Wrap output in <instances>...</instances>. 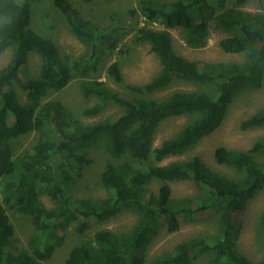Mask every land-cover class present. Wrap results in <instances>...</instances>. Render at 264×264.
<instances>
[{
  "label": "trees",
  "instance_id": "1",
  "mask_svg": "<svg viewBox=\"0 0 264 264\" xmlns=\"http://www.w3.org/2000/svg\"><path fill=\"white\" fill-rule=\"evenodd\" d=\"M33 1L0 0V54L12 49L10 60L0 67V264H51L64 241L58 230L66 232L73 225L81 234L91 221L105 222L123 211L138 215L130 229L100 228L70 248L60 264H192L204 254L202 264H264V254L251 260L238 245L243 229L239 214L264 190V136L246 150L215 147L213 160L233 173L212 168L197 154L159 164L189 151L217 129L237 93L263 85L264 0H258L257 11L241 7L252 0H138L137 7L128 10L133 20L127 26L102 25L84 17L71 0H52L85 47L74 58H62L56 43L32 26ZM139 14L161 27L139 26ZM211 25L225 33L219 40L222 51L240 53L242 60L199 63L174 51L171 28H180L188 47L199 48L206 44ZM129 33L133 43L150 45L160 69L144 84H127L124 93L95 74ZM31 52L40 56L37 76L26 73ZM106 75L121 83L119 60L107 65ZM73 78L80 79L82 96L97 99L81 114L93 116L109 103L121 108L119 114L83 124L59 100H44L50 90L63 88ZM175 78L201 86L150 96ZM14 85L25 92V100L19 99ZM175 116H186L187 122L154 146L161 122ZM262 125L264 106L241 119L238 127ZM30 131L39 132V138L29 151L16 155L14 143ZM93 146L112 159L100 173L106 195L78 197L73 185L91 161L86 152ZM186 180L198 193L174 196L170 182ZM153 181L158 183L155 192L150 188ZM41 194L53 205L46 206ZM8 211L29 216L26 247L14 244ZM199 214H210L217 224L214 237L187 238L171 250L147 255L161 229L174 232ZM261 222L264 225V211Z\"/></svg>",
  "mask_w": 264,
  "mask_h": 264
},
{
  "label": "rangeland",
  "instance_id": "2",
  "mask_svg": "<svg viewBox=\"0 0 264 264\" xmlns=\"http://www.w3.org/2000/svg\"><path fill=\"white\" fill-rule=\"evenodd\" d=\"M79 8L81 14L102 25L122 24L127 26L132 22L128 10L137 7L138 0H71ZM168 2L172 0H158ZM242 8L250 11L259 10L258 0H252L245 3ZM31 24L44 36L50 37L57 45L59 54L62 58H74L81 54L85 47L67 28L60 13L53 7L52 0H35L32 4ZM137 23L139 26L150 28H160L161 25L155 21H148L144 16L138 15ZM172 36V47L176 53L196 60L199 63L219 62V61H239L243 55L240 53H226L219 46V40L225 36L223 31L216 29L213 25L209 28V36L204 46L199 48L188 47L182 39L180 28L170 29ZM132 33L124 36L120 49L104 59L95 77L106 81L107 85L121 92L127 93V84H144L154 76L160 69V63L156 55L151 51L150 45L146 42L133 43ZM12 55V49L8 48L0 54V67L5 65ZM120 61V70L122 73L121 83H116L106 75L107 65L114 61ZM40 66V56L31 52L28 55L27 71L29 75L37 76ZM79 78L71 79L67 85L59 90H50L45 96V101L55 99L63 103L74 116L83 124H90L95 121L112 118L119 114L121 108L112 103L107 104L100 112L93 116L81 114V109L93 105L97 99L90 96L84 97L79 90ZM201 85L199 83L187 81L181 78H175L170 86L162 91L151 94V97H161L174 90H195ZM16 93L20 100H25V92L17 85H14ZM264 106V81L258 88H252L237 93L230 103L224 120L220 126L212 133L202 137L189 151L181 155H170L163 159L159 164L171 160L187 158L190 155H199L212 168L233 173L230 167L217 164L213 160V151L215 147L224 145L228 148L246 150L259 137L264 136V125L249 129H240L238 127L241 119L247 117L257 109ZM187 122L186 116H175L165 119L161 122L154 137V146L173 133H175L184 123ZM40 134L37 131H30L23 134L14 143L16 155L29 151L37 141ZM87 157L91 159L81 170V175L77 177L73 185L72 193L78 197H103L106 191L100 185V173L106 163L112 161L111 157L101 147H90L87 149ZM137 163V161H134ZM157 181L151 182V189L155 192ZM174 196L194 195L198 193L197 187L191 180L170 182ZM41 200L46 206L53 205V202L47 195L41 194ZM264 211V190L257 193L249 200L245 210L240 212L239 219L243 223V229L238 240L239 249L251 260L261 259L264 254V225L261 222V214ZM9 219L14 226V244L17 247H26L27 237L31 231L30 218L26 214H12L8 211ZM210 214H199L195 221L181 222L178 230L168 232L165 228L161 229L154 237L148 247L147 255L153 256L162 251L171 250L179 241L193 237H214L217 224L209 217ZM138 215L132 211H123L117 216L105 222L91 221L88 229L84 233H77L70 225L66 232L58 230V234L64 235L63 244L56 248L50 260L51 264H60L65 258L68 250L82 240L90 238L94 232L100 228H109L115 231H124L130 229L137 221ZM207 255L198 256L192 264H202Z\"/></svg>",
  "mask_w": 264,
  "mask_h": 264
}]
</instances>
